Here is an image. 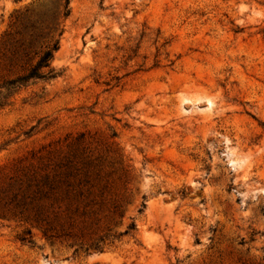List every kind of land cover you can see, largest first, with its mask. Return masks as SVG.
Wrapping results in <instances>:
<instances>
[{"label": "rangeland", "instance_id": "374dc122", "mask_svg": "<svg viewBox=\"0 0 264 264\" xmlns=\"http://www.w3.org/2000/svg\"><path fill=\"white\" fill-rule=\"evenodd\" d=\"M64 2L0 0V264H264V0Z\"/></svg>", "mask_w": 264, "mask_h": 264}, {"label": "trees", "instance_id": "16d2710c", "mask_svg": "<svg viewBox=\"0 0 264 264\" xmlns=\"http://www.w3.org/2000/svg\"><path fill=\"white\" fill-rule=\"evenodd\" d=\"M69 0H65L63 5V10L61 12V15L63 17H66L69 14ZM29 26L32 27V31L30 34L31 38V44L33 42H38L42 37H44V34L46 33L49 36H52L53 33L57 32L59 23L57 22V16L56 14H48L41 22L40 25L41 28H38L35 26L34 23H29ZM62 33V30H60L59 35ZM59 47V39L52 38L50 39L48 45L45 47V49L42 51L41 55L39 56V59L37 63L28 71L27 74L24 76H21L19 78H16L14 80H11L9 82V85L11 87H15L18 85L24 84V82H27L31 78H43V79H50L57 75V72L52 67V60L54 52ZM131 228H134V224H131Z\"/></svg>", "mask_w": 264, "mask_h": 264}]
</instances>
